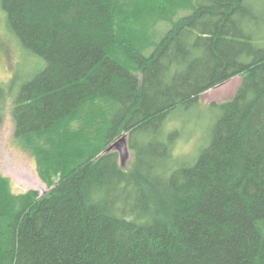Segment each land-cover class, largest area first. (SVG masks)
<instances>
[{
	"label": "trees",
	"instance_id": "obj_1",
	"mask_svg": "<svg viewBox=\"0 0 264 264\" xmlns=\"http://www.w3.org/2000/svg\"><path fill=\"white\" fill-rule=\"evenodd\" d=\"M0 1L46 62L11 116L48 187L0 174V264H264V0ZM236 75L181 162L169 116Z\"/></svg>",
	"mask_w": 264,
	"mask_h": 264
},
{
	"label": "rangeland",
	"instance_id": "obj_2",
	"mask_svg": "<svg viewBox=\"0 0 264 264\" xmlns=\"http://www.w3.org/2000/svg\"><path fill=\"white\" fill-rule=\"evenodd\" d=\"M5 19L6 13L0 3V174L9 178L13 193L33 189L43 194L48 191V187L37 175L34 157L14 139L11 108L20 86L40 73L46 62L22 47L7 28ZM161 26L165 30L169 27L167 23ZM241 81L242 76L236 75L200 94L198 104L180 107L169 116L166 129H177L181 133L176 144L181 162L190 161L208 143L209 127L215 114L208 112L205 104L232 98ZM132 159L133 154L129 149V158L122 167L128 169Z\"/></svg>",
	"mask_w": 264,
	"mask_h": 264
},
{
	"label": "water",
	"instance_id": "obj_3",
	"mask_svg": "<svg viewBox=\"0 0 264 264\" xmlns=\"http://www.w3.org/2000/svg\"><path fill=\"white\" fill-rule=\"evenodd\" d=\"M115 150L119 154L120 165L123 166L129 158V147L127 144V134L119 135L116 140L106 149L107 152Z\"/></svg>",
	"mask_w": 264,
	"mask_h": 264
}]
</instances>
